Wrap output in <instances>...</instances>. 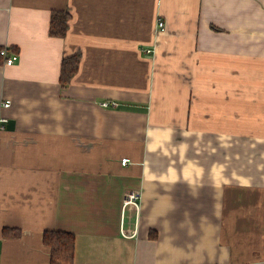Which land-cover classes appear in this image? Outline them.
I'll use <instances>...</instances> for the list:
<instances>
[{"label":"crops","instance_id":"crops-1","mask_svg":"<svg viewBox=\"0 0 264 264\" xmlns=\"http://www.w3.org/2000/svg\"><path fill=\"white\" fill-rule=\"evenodd\" d=\"M0 46V264L49 228L73 264H264V0H0Z\"/></svg>","mask_w":264,"mask_h":264},{"label":"trees","instance_id":"trees-1","mask_svg":"<svg viewBox=\"0 0 264 264\" xmlns=\"http://www.w3.org/2000/svg\"><path fill=\"white\" fill-rule=\"evenodd\" d=\"M71 13L68 10L54 9L50 16L49 33L52 36H65L69 29ZM1 49V46H0ZM81 52L77 51L69 56L63 57L60 67V81L63 86L68 85L79 68ZM0 63L2 56L0 55ZM5 235H20L19 229L4 228ZM155 237V231L151 232ZM43 242L50 247V264H73L75 234L72 231L49 228L43 232Z\"/></svg>","mask_w":264,"mask_h":264},{"label":"built area","instance_id":"built-area-1","mask_svg":"<svg viewBox=\"0 0 264 264\" xmlns=\"http://www.w3.org/2000/svg\"><path fill=\"white\" fill-rule=\"evenodd\" d=\"M157 26L159 29L164 28V22L162 19H158ZM151 48H147V51H151ZM0 55L2 56V63L4 65H12L14 64L17 60H19V53L17 51L11 50L8 46H3L0 49ZM11 103L10 99H6L3 102V105L8 106ZM116 102L114 101H104L103 105L108 106V105H115ZM2 121H5L6 118H1ZM128 161V158L125 157L123 158L122 162L126 163ZM140 197V194L137 193L134 190L127 191L125 193V198H124V204L125 205H134L138 208L139 202L138 198Z\"/></svg>","mask_w":264,"mask_h":264}]
</instances>
